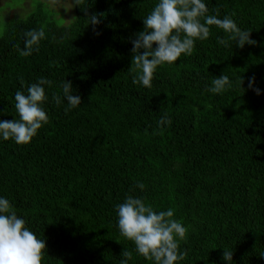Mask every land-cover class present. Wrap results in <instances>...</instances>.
Returning <instances> with one entry per match:
<instances>
[{
    "label": "trees",
    "instance_id": "obj_1",
    "mask_svg": "<svg viewBox=\"0 0 264 264\" xmlns=\"http://www.w3.org/2000/svg\"><path fill=\"white\" fill-rule=\"evenodd\" d=\"M204 2L209 15L235 13L258 43L225 47L217 37L226 34L210 26L191 56L156 69L150 89L133 84L128 68L131 40L158 0H73L66 27L40 14L5 24L0 120L19 118L17 90L27 94L41 77L52 81L42 105L48 123L31 142L0 137V197L45 240L42 264H120L123 250L133 253L128 264H154L119 233L115 206L127 195L156 211L174 209L188 228L180 242L187 255L176 264H229L224 248L233 250L231 264H264V0ZM91 14L101 21L95 31ZM41 25L39 51L21 57L23 33ZM222 74L232 87L206 91ZM253 76L259 95L248 87ZM66 80L82 101L68 112L60 87ZM165 113L172 123L161 132Z\"/></svg>",
    "mask_w": 264,
    "mask_h": 264
},
{
    "label": "clouds",
    "instance_id": "obj_2",
    "mask_svg": "<svg viewBox=\"0 0 264 264\" xmlns=\"http://www.w3.org/2000/svg\"><path fill=\"white\" fill-rule=\"evenodd\" d=\"M81 0H75L79 5ZM204 0H158L150 13L143 18V30L135 34L131 40L132 60L128 68L132 74V83L145 88L152 87L154 74L159 66L175 63L182 55L191 56L197 40L204 41L210 36V26L223 30L225 37H217L218 42L229 46V41H235L241 49L246 44L256 45L251 38L250 30H242L233 16L235 13L219 18L209 15ZM100 15H103L101 13ZM90 23L94 26L101 21L97 14H91ZM96 35H100L97 31ZM24 47L19 44L16 49L21 57L32 55L39 51V44L46 38L45 26L30 29L23 33ZM143 50V51H141ZM244 77L240 80L243 84ZM255 76L249 78V88H253ZM24 86L23 79L20 80ZM45 85L51 87L52 81L44 77L27 86L24 91L17 90L14 96L15 110L18 119L0 120V137L4 140H14L18 145H26L37 135L38 130L48 123L49 117L42 107L48 100ZM63 97L67 100L68 112L82 103L81 97L73 95L72 82L66 80L60 86ZM232 87L227 75L213 77L211 86L206 91L221 94ZM257 95L259 88H253ZM52 100L57 106L62 103L59 93H52ZM172 123L165 113L158 121L157 128L162 132L164 125ZM153 134H157L154 130ZM135 187L145 188L142 182ZM119 233L125 239L132 241L135 251L154 264H176L184 260L187 252L180 251V242L186 240L188 228L174 219V209L168 208L156 211L143 198L127 195L124 202L115 206ZM119 242V241H117ZM45 240L26 227L25 219L19 217L8 199L0 197V264H42ZM120 264H128L133 258L132 251L123 250ZM264 258V253L259 255ZM222 259L231 264L233 250L224 248Z\"/></svg>",
    "mask_w": 264,
    "mask_h": 264
},
{
    "label": "rangeland",
    "instance_id": "obj_3",
    "mask_svg": "<svg viewBox=\"0 0 264 264\" xmlns=\"http://www.w3.org/2000/svg\"><path fill=\"white\" fill-rule=\"evenodd\" d=\"M31 14H40L45 21L66 27L74 17L73 0H0V35L7 22Z\"/></svg>",
    "mask_w": 264,
    "mask_h": 264
}]
</instances>
